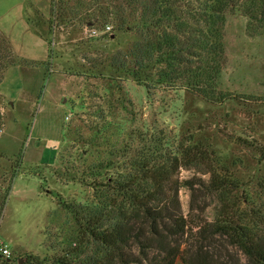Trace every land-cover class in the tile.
I'll list each match as a JSON object with an SVG mask.
<instances>
[{
	"label": "rangeland",
	"instance_id": "rangeland-1",
	"mask_svg": "<svg viewBox=\"0 0 264 264\" xmlns=\"http://www.w3.org/2000/svg\"><path fill=\"white\" fill-rule=\"evenodd\" d=\"M74 3L49 0L47 15L34 17L51 41L45 51L24 54L38 56L43 70L20 68L25 64L13 54L0 73V246L10 251V264H36L26 262L27 255L42 264H56L65 254L74 261L93 255L96 243L62 202L81 210L121 200L117 183L139 180L146 157L156 154L159 160L154 144L163 134L180 144L206 146L216 170L237 182L228 190L230 201L244 213L264 212V30L249 27L240 12L227 15L219 88L229 98L214 103L185 87L156 85L148 92L144 83L155 79L154 68L136 62L137 45L148 33L139 22L141 8L125 6L129 23L136 25L120 28L108 16L89 22ZM1 22L20 28L16 14ZM106 24L112 26L109 34L86 32ZM100 162L109 166L100 170ZM175 176L200 173L181 168ZM219 198L181 186L187 226L177 235L163 233L161 245H178L182 254L203 261L214 244L220 261H244L223 238H199L200 227L215 219ZM128 250L142 258L134 247ZM150 254L161 256L160 250Z\"/></svg>",
	"mask_w": 264,
	"mask_h": 264
},
{
	"label": "trees",
	"instance_id": "trees-1",
	"mask_svg": "<svg viewBox=\"0 0 264 264\" xmlns=\"http://www.w3.org/2000/svg\"><path fill=\"white\" fill-rule=\"evenodd\" d=\"M73 6L88 13L89 22L99 20L100 16L113 17L120 28L136 25L129 23L131 13L124 12L125 6L137 8L136 11L141 8L139 22L148 33L137 45L136 62L142 68H154L155 79L144 83L148 92L156 85L185 87L191 94L214 103L229 98L219 88L220 73L226 65L222 37L227 15L240 12L248 19L249 27L252 24V28L264 30V0H75ZM50 8L52 14V3ZM47 41L50 44L51 40ZM12 57L10 42L0 34V73L12 63ZM154 151L160 154L159 160L156 154L146 157L141 163L139 180L117 183L121 200L92 204L89 209L84 205L81 210L62 202L80 220L83 233L97 247L87 259L74 261L65 254L56 258V264H143L144 260L149 264H264V212L250 209L244 213L230 201L228 190L235 188L237 182L216 170L207 147L201 143L180 144L163 134L155 141ZM18 162L16 159L15 164ZM108 166L107 162H100L97 168L105 170ZM181 168H194L200 177L183 180L174 177ZM181 186L192 194L205 189L220 196L216 217L200 227L199 238H223L242 253L244 261L233 257L220 261L214 244L204 252L208 258L203 261L182 254L178 245H161L163 233L170 231L177 235L187 226L180 211ZM131 247L142 258L128 250ZM159 250V257L150 254ZM26 257L28 263L42 264L37 257ZM1 260L5 264L12 261L11 257L3 256Z\"/></svg>",
	"mask_w": 264,
	"mask_h": 264
},
{
	"label": "crops",
	"instance_id": "crops-1",
	"mask_svg": "<svg viewBox=\"0 0 264 264\" xmlns=\"http://www.w3.org/2000/svg\"><path fill=\"white\" fill-rule=\"evenodd\" d=\"M48 6L49 0H0V34L10 42L16 59L25 64L20 65V68L24 67L26 70L44 69L39 65L41 60L38 56L24 53L33 52L34 49L38 48L40 51H45L46 44L48 43L47 36L44 31L37 27L34 17L47 15ZM9 14H16V19L20 22V28L17 30L13 26L6 27L2 24L1 21ZM4 93L6 94V92Z\"/></svg>",
	"mask_w": 264,
	"mask_h": 264
},
{
	"label": "built area",
	"instance_id": "built-area-1",
	"mask_svg": "<svg viewBox=\"0 0 264 264\" xmlns=\"http://www.w3.org/2000/svg\"><path fill=\"white\" fill-rule=\"evenodd\" d=\"M111 30H112V26L109 24L104 25L101 29L92 26L86 28V32L91 36H98L100 34H109ZM0 253L2 256L6 258H9L11 254L5 244L0 246Z\"/></svg>",
	"mask_w": 264,
	"mask_h": 264
}]
</instances>
